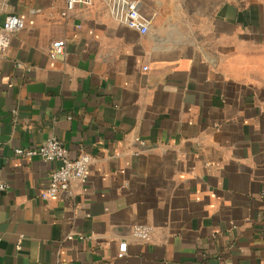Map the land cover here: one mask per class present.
Masks as SVG:
<instances>
[{
	"label": "crops",
	"instance_id": "1",
	"mask_svg": "<svg viewBox=\"0 0 264 264\" xmlns=\"http://www.w3.org/2000/svg\"><path fill=\"white\" fill-rule=\"evenodd\" d=\"M1 1L24 26L0 55V264H264V0H135L145 33L109 0ZM51 136L92 162L43 199L58 162L15 149Z\"/></svg>",
	"mask_w": 264,
	"mask_h": 264
},
{
	"label": "built area",
	"instance_id": "2",
	"mask_svg": "<svg viewBox=\"0 0 264 264\" xmlns=\"http://www.w3.org/2000/svg\"><path fill=\"white\" fill-rule=\"evenodd\" d=\"M93 0H64L61 15L64 17L73 16L76 8L80 5H88ZM112 4L116 19L124 17L126 26L138 29L141 33L147 31V20L140 14V9L135 0H109ZM0 12L4 13L3 23L0 27V55L6 53L10 39L16 31L24 26L23 19L13 13H9L4 8V3H0ZM50 55L52 57L61 56L63 52V41L55 40L51 44ZM17 155L38 157L44 162L57 161L58 165L50 172L47 185L41 191L40 196L48 199L57 196L60 192L68 191L75 182L83 181L88 173V168L92 162V157L84 152L77 156H70L65 146L55 137L51 136L45 142L30 148H16ZM7 188L5 183L0 184V191ZM131 236L135 241L149 243L152 237V228L144 225H136L131 229ZM126 249V242L119 244L118 255L122 256Z\"/></svg>",
	"mask_w": 264,
	"mask_h": 264
}]
</instances>
